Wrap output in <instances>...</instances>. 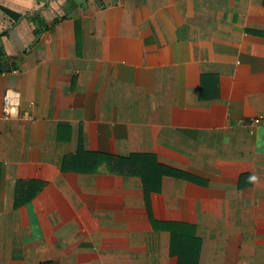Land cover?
<instances>
[{
	"label": "crops",
	"instance_id": "0c3cea01",
	"mask_svg": "<svg viewBox=\"0 0 264 264\" xmlns=\"http://www.w3.org/2000/svg\"><path fill=\"white\" fill-rule=\"evenodd\" d=\"M0 264H264V0H0Z\"/></svg>",
	"mask_w": 264,
	"mask_h": 264
},
{
	"label": "built area",
	"instance_id": "2783aa9c",
	"mask_svg": "<svg viewBox=\"0 0 264 264\" xmlns=\"http://www.w3.org/2000/svg\"><path fill=\"white\" fill-rule=\"evenodd\" d=\"M10 108H11V104H10V99L9 96L5 97V105H4V114L10 115ZM6 109H9V111H6Z\"/></svg>",
	"mask_w": 264,
	"mask_h": 264
},
{
	"label": "clouds",
	"instance_id": "9594fccd",
	"mask_svg": "<svg viewBox=\"0 0 264 264\" xmlns=\"http://www.w3.org/2000/svg\"><path fill=\"white\" fill-rule=\"evenodd\" d=\"M6 111H9V109H6ZM10 111H11V113H12L13 115L16 114V109H15V108H12ZM256 179H257V178H256L255 176H253V177L250 178L251 181H255Z\"/></svg>",
	"mask_w": 264,
	"mask_h": 264
}]
</instances>
